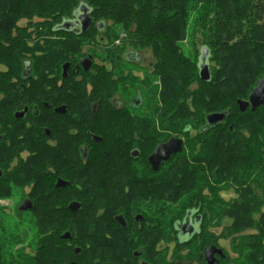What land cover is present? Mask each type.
<instances>
[{
    "label": "flooded vegetation",
    "instance_id": "af4514ba",
    "mask_svg": "<svg viewBox=\"0 0 264 264\" xmlns=\"http://www.w3.org/2000/svg\"><path fill=\"white\" fill-rule=\"evenodd\" d=\"M93 14L81 5L71 16L53 23L51 29L40 20L41 26L30 37L28 34L0 35V48L7 49L6 57H11L13 51L17 57L15 62L0 59V200L17 202V215L23 217L34 214L35 201L69 202V209L71 203L80 204L81 199L91 198L93 192L100 191L102 209L90 214L102 215L104 226L59 235L76 255L84 246L89 248L95 244L98 235L108 248H139L142 229L147 228L160 233L153 245L166 254L169 262L208 264L206 251L215 247L224 254V258L215 255V264H222L227 256L229 263L239 264L242 260L232 244L222 239L220 200L232 203L234 208L236 201L252 193H239L238 187L220 191V185L215 183L219 191L214 217L204 201V197L211 198L212 194L206 192L203 196L157 193L148 196L153 199L151 203L137 202L142 197L137 194V183L171 185V174L178 170L175 166L186 169L188 164L187 161L178 163V159H189V153H184L183 136L171 135L172 132L162 129L161 119L166 117L138 112L147 99L143 96L141 81L148 76L155 77L156 53L151 49L127 47L126 34L117 35L115 25L96 20ZM17 29L20 33L23 27ZM201 56L199 67L205 55ZM208 56L206 62L211 67ZM123 71L129 78L137 77L133 94L118 92L111 98L96 95L106 73L115 82L121 76L118 73ZM4 73L8 74L5 78ZM158 84L156 81L155 85ZM147 119L156 120L157 130L164 136L154 151L171 139L183 141V151L162 162L158 171L148 161L154 151L147 162L137 161L141 158L140 146H144L143 136L137 129L144 124L138 121ZM168 135H171L169 139H165ZM146 167L155 174L150 180L140 178L137 171ZM246 183L245 192H255L264 201V168ZM189 200L192 202L183 203ZM25 202L32 203V208L22 211ZM184 207L188 208L182 215ZM79 210L70 211L78 213ZM9 211L7 207L0 208L2 215L9 216ZM63 213L57 210L55 215L59 217ZM4 227L0 219V230ZM51 234L39 237L43 256L46 243L58 237ZM128 254L101 264H148L133 259L140 257L137 249L133 251V258Z\"/></svg>",
    "mask_w": 264,
    "mask_h": 264
},
{
    "label": "trees",
    "instance_id": "16d2710c",
    "mask_svg": "<svg viewBox=\"0 0 264 264\" xmlns=\"http://www.w3.org/2000/svg\"><path fill=\"white\" fill-rule=\"evenodd\" d=\"M81 5L94 12L96 20L109 21L118 27L115 31L117 35L126 34L127 47L151 49L156 53L154 79L160 84L155 85L151 76L141 81L143 96L147 99L138 112L166 117L161 119V127L172 132L171 135L194 134L188 143L190 151L184 150V153H189L190 159L186 169L175 166L180 174L177 175L176 170L171 174V185L157 186L148 181L137 183V194L142 197L135 200L151 203L153 199L148 196L157 193L203 196L206 192L212 194L211 198L204 197V201L214 217L219 190L238 187L239 193H252L236 201L234 208L232 203L220 200L223 205L222 239L232 244L242 260L239 264H264V201L258 199L255 192H245L248 188L246 182L253 173L249 171L245 176L241 172L250 164L261 170L264 168V149L261 148L264 147V139L257 135L250 141L241 132H264V107L255 112L249 109L242 113L237 105L238 100L247 101L258 81L264 78V0H0V35L10 36L11 23L34 16L51 29L53 23H60L63 18L71 16ZM187 42L191 44L192 56L185 55V50L189 48ZM202 48L207 49L208 61L211 62L209 82H203L199 74L201 55L204 54ZM1 49L0 59L5 54L1 53ZM6 58L13 62L17 59L15 53ZM7 75L4 73L2 77ZM108 76L111 74H105L103 86L96 91L97 96L111 98L118 92L128 95L131 87L124 86L125 80L135 85L130 92L133 94L137 77L124 79L121 76L114 82ZM194 85L196 88H193ZM214 113H224L226 119L216 126H209L207 117ZM259 114L261 117H258ZM185 120L188 122L183 124ZM138 122L144 124L137 128L142 136L152 132L143 138L144 146L147 141L157 140L147 151L140 146L141 158L137 161L147 162L159 143L158 138L164 136L158 132L156 120ZM178 161L185 163L186 159L179 158ZM143 171L146 173L140 178L150 180L155 175L148 167ZM215 183L220 185L219 190ZM92 194L91 198L80 200L78 213H72L67 208L69 202L35 201L32 216L34 255L21 254L19 261L0 264H70L73 261L77 264H101L109 259H119L127 252L133 258L135 249L140 252V257L133 259L148 264H176L167 261L166 254L153 245L160 233L147 228L142 229L139 248H108L103 246L98 235L95 244L89 248L84 246L76 255L59 235L65 231L75 233L85 227L95 230L104 226L102 215L90 214L102 209V192ZM187 208L184 207L180 214L183 215ZM57 210L64 213L57 217ZM150 217L149 214L148 219ZM50 232L58 237L46 243L43 256L39 237ZM228 259L229 256L222 260V264H231Z\"/></svg>",
    "mask_w": 264,
    "mask_h": 264
},
{
    "label": "rangeland",
    "instance_id": "374dc122",
    "mask_svg": "<svg viewBox=\"0 0 264 264\" xmlns=\"http://www.w3.org/2000/svg\"><path fill=\"white\" fill-rule=\"evenodd\" d=\"M39 21H40V18H38L37 16H34L32 19H18L14 24L11 23V25H10L11 26L10 27L11 34L10 35H14V34H17V35L25 34L26 35V34H28V36L30 37V35L35 34L34 30L37 31L39 29V26H41L40 25L41 22H39ZM19 26L23 27V29H21L20 33H19V29H17V28H19ZM118 29H119L118 27L115 28L116 31ZM29 32H32V33L30 34ZM186 45L189 46V48H187L185 50V55L186 56H192L193 52H192V49L190 46L191 45L190 42H187ZM200 47L201 46H199V49H200ZM1 50H2L1 53H7V49H5L4 47ZM13 53H14V51H13ZM13 53L11 55H13ZM5 55L7 56V54H2L1 60H5L4 59V58H6ZM100 74L102 77L103 74L102 73H100ZM113 75H117V74H113ZM118 75H121L122 77H124V79H125V77H127L126 76L127 73L124 71L118 73ZM153 81L155 83L158 80L154 79V77H153ZM124 84H125L124 86H126V87L130 86L131 88H133V86H135V85H131V81H129V80H125ZM194 86L195 87H193V88H196V85H194ZM131 88L128 91V93L131 92ZM125 97H129V96H125ZM258 117H261V115L259 114ZM187 122L188 121L185 120L183 124H185ZM241 132H242V135L245 136L246 138L249 137L250 141L253 139H256V137H258L257 135H261V137L264 139V132L261 133L260 131H256V132L252 131L250 133L249 131H246V130H243ZM259 132H260V134H258ZM150 133H152V132H146L143 135V138L147 134H150ZM193 135L194 134H192L190 136H183L184 140H185V151H187V150L190 151V147L188 146V143H190ZM179 136L182 137V135H179ZM162 139H164V138L159 137L158 141L161 142ZM156 142H157V140L151 141V142L147 141L145 146H144L146 151L149 149H152L154 146L153 144ZM195 145L197 148H199L198 143H196ZM261 148L263 149L264 147L262 146ZM189 160L190 159L186 158L187 162ZM138 161H140V160H138ZM137 171L140 173V175H143L144 173H146L143 171V169H139ZM249 171L252 173L253 172L254 173L261 172V170L258 169L257 166H255V165L252 166L251 164H250V167H248V168L246 167V168L241 169V172L244 173L245 176ZM254 173H253V175H254ZM260 175H261V173H260ZM143 203L148 204L150 202L148 201V202H143ZM17 205H18L17 202H8V201L0 200V208L2 209V207H7L10 210L9 216L6 214H4V215L0 214V216H1L0 219H3L4 225L6 227V229L0 230V262H7V261L10 262L13 260L19 261V260H21L20 259L21 254L24 255V254L29 253V252H32V254H33L35 252V248H34L35 245L33 246V244H34L33 240H35V236H34V232L32 231V216L33 215L30 214V215H25L23 217L18 216L17 212H16ZM9 212H7V213H9ZM13 244H16V246H13ZM228 245L229 244H227V246Z\"/></svg>",
    "mask_w": 264,
    "mask_h": 264
},
{
    "label": "water",
    "instance_id": "95a60500",
    "mask_svg": "<svg viewBox=\"0 0 264 264\" xmlns=\"http://www.w3.org/2000/svg\"><path fill=\"white\" fill-rule=\"evenodd\" d=\"M84 24L86 21L84 20ZM205 57L200 66V78L203 82H209L211 79V69L209 64L206 62V57L208 56L207 49L204 50ZM238 108L240 112L244 113L247 110L251 109L252 112H255L257 109L264 107V78L258 81L257 86L253 89L252 93L249 96L247 101L238 100ZM226 119V114L224 113H214L210 114L207 117V122L209 126H216L217 124L223 123ZM183 151V141L181 139H171L165 144L157 146L154 153L149 157L148 161L153 167L154 171H158L162 162H168L173 155H177ZM138 156V152H137ZM32 208V203L25 202L23 203L21 210L27 211ZM81 208L79 203H71L69 209L72 212H77ZM218 254L224 258L223 251L217 250L215 247H212L206 251V259L208 264H215L216 259L215 255Z\"/></svg>",
    "mask_w": 264,
    "mask_h": 264
}]
</instances>
